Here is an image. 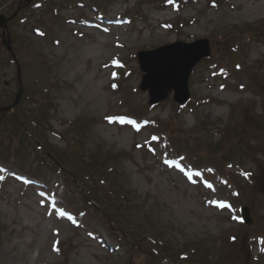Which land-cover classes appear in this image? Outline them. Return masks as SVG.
Listing matches in <instances>:
<instances>
[{"label":"rangeland","instance_id":"rangeland-1","mask_svg":"<svg viewBox=\"0 0 264 264\" xmlns=\"http://www.w3.org/2000/svg\"><path fill=\"white\" fill-rule=\"evenodd\" d=\"M1 20L0 264H264V0H0ZM198 39L188 103L148 105L137 54Z\"/></svg>","mask_w":264,"mask_h":264},{"label":"water","instance_id":"water-1","mask_svg":"<svg viewBox=\"0 0 264 264\" xmlns=\"http://www.w3.org/2000/svg\"><path fill=\"white\" fill-rule=\"evenodd\" d=\"M5 20L0 21V27ZM209 55L208 41L198 40L192 44L176 42L151 51L138 53L142 77L140 88L148 90L149 103L164 100L168 93L174 92V99L183 104L188 99L187 82L193 66ZM21 96L18 91L14 106ZM10 108V107H9ZM243 217L249 222L248 209L243 208Z\"/></svg>","mask_w":264,"mask_h":264},{"label":"snow or ice","instance_id":"snow-or-ice-1","mask_svg":"<svg viewBox=\"0 0 264 264\" xmlns=\"http://www.w3.org/2000/svg\"><path fill=\"white\" fill-rule=\"evenodd\" d=\"M169 2H171V0H169ZM114 63H115V61H114ZM109 119V122H112V120L113 119H117V118H113V117H109L108 118ZM119 119V122H121V123H124L125 122V119L123 118V117H121V118H118ZM129 123H131V121H128ZM166 163H171L170 161H166ZM221 207H223L224 205H220ZM60 215H65V213L64 212H60ZM69 219H71V217L69 216Z\"/></svg>","mask_w":264,"mask_h":264}]
</instances>
